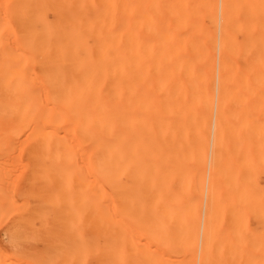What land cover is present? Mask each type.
I'll return each mask as SVG.
<instances>
[{"label":"bare ground","instance_id":"obj_1","mask_svg":"<svg viewBox=\"0 0 264 264\" xmlns=\"http://www.w3.org/2000/svg\"><path fill=\"white\" fill-rule=\"evenodd\" d=\"M205 20L0 0V264H264V68Z\"/></svg>","mask_w":264,"mask_h":264},{"label":"rangeland","instance_id":"obj_2","mask_svg":"<svg viewBox=\"0 0 264 264\" xmlns=\"http://www.w3.org/2000/svg\"><path fill=\"white\" fill-rule=\"evenodd\" d=\"M205 21L206 54L217 70L243 59L264 68V0H206Z\"/></svg>","mask_w":264,"mask_h":264}]
</instances>
